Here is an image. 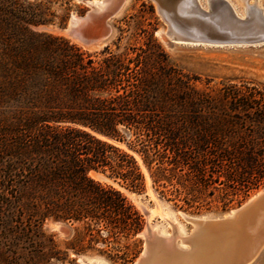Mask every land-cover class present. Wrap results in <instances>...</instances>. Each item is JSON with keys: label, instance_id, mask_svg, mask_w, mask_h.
Returning <instances> with one entry per match:
<instances>
[{"label": "trees", "instance_id": "trees-1", "mask_svg": "<svg viewBox=\"0 0 264 264\" xmlns=\"http://www.w3.org/2000/svg\"><path fill=\"white\" fill-rule=\"evenodd\" d=\"M53 2L0 0V264L63 263L142 229L125 195L90 172L142 191L143 167L167 200L197 211L227 209L264 183V89L235 87L224 113L193 88L174 99L119 56L95 65L64 38L31 37L53 22ZM47 219L73 225L62 247ZM116 250L124 261L136 244Z\"/></svg>", "mask_w": 264, "mask_h": 264}, {"label": "rangeland", "instance_id": "rangeland-1", "mask_svg": "<svg viewBox=\"0 0 264 264\" xmlns=\"http://www.w3.org/2000/svg\"><path fill=\"white\" fill-rule=\"evenodd\" d=\"M87 1L93 3L100 0H71L69 16L65 24L60 26V17L67 3L64 0H55L51 7L56 14L53 22L32 26L31 37L45 41L49 40L47 35L64 38L83 51L84 57L91 58L95 65L109 55L119 56L130 67L131 73L136 72L143 83L156 82L170 91L174 99H176L175 95L186 97V93L193 88L204 93L211 100L212 106L222 107V112L223 109L225 112L224 106H228V100L234 94L235 87L243 89L245 86H257L259 89H264V41L255 43L171 41L166 35L167 24L152 0H121L118 9L113 12L111 6L92 11L91 4ZM258 1L260 5L264 4V0ZM232 2L240 11L241 0H232ZM74 17L78 22L73 29L80 35L102 37L90 43L75 38L69 31L70 20ZM1 81L5 82L3 79H0ZM201 110L204 113L211 109ZM119 129L121 136L127 141L129 131L122 126H119ZM112 142L127 149L124 142L113 140ZM142 171L145 178V187L142 191L126 189L108 177L100 180L118 188L135 206L142 215V229L129 237L119 236L109 245L97 242L94 249L86 254L75 255L70 252L65 262L56 264H81V262L130 264L144 247V236L141 232L146 223L161 236L171 233L172 226L179 235H186L192 225L184 220L181 212L188 216L219 218L264 188L263 183L251 190L244 198L240 196L239 202L234 200L227 209H221L212 203L210 206H202L198 211L192 208L184 210L180 208L182 202L167 200V196L164 197L152 186L148 173L143 167ZM152 209L155 211L153 212ZM258 220L250 229L254 235L250 236L249 241L255 242L261 238L262 242L256 244L255 253L246 264H264V213ZM43 229L47 234H53L55 241L62 247L63 242L71 237L73 225L69 222L47 219L43 223ZM134 244H136L135 255H130L124 261L112 260L111 255L117 252L116 249L125 245L133 248ZM176 246L180 249L187 248V245L181 244L178 240Z\"/></svg>", "mask_w": 264, "mask_h": 264}, {"label": "bare ground", "instance_id": "bare-ground-1", "mask_svg": "<svg viewBox=\"0 0 264 264\" xmlns=\"http://www.w3.org/2000/svg\"><path fill=\"white\" fill-rule=\"evenodd\" d=\"M249 1L241 0L242 5L239 11L232 0H156L178 39H184L182 29L186 28L191 32V36L195 37L187 39L194 41L205 39H211L215 43H255L264 41V4H262L263 6L260 5L258 0ZM87 2L95 8H99L98 4L101 0L93 1V3L91 1ZM77 22L75 17L72 18L69 29L75 27ZM81 37L78 36V39L83 40V37ZM100 37L102 36L94 37L92 40ZM90 175L102 180L100 174L90 172ZM263 191L264 188L251 196L249 200ZM152 211L154 212L155 209H152ZM231 212L232 210L219 218L197 216H193V218L217 220L228 217ZM250 213L253 212H245L243 216L228 222L226 232H224L222 238L214 243L207 241L203 235L199 234L179 235L172 226L171 233L166 236L156 234L153 248L145 264H230L233 254L238 253L243 248L244 243L249 242L250 236L253 237L254 235L250 230H245L243 226L245 221L252 218ZM180 214L183 215L184 213L181 212ZM149 228L154 234L155 229L150 226ZM143 233L144 231L141 232L142 235ZM246 237L247 239H245ZM178 238L184 245H187L186 249H180L174 244V241ZM81 264L94 263L81 262Z\"/></svg>", "mask_w": 264, "mask_h": 264}, {"label": "water", "instance_id": "water-1", "mask_svg": "<svg viewBox=\"0 0 264 264\" xmlns=\"http://www.w3.org/2000/svg\"><path fill=\"white\" fill-rule=\"evenodd\" d=\"M152 1L156 4V9H157L158 13L160 14L162 19L167 24L166 35L168 36V38L171 41L189 40L191 38H195V37L191 36V32L189 30H187L186 28H183L182 29V35H183L182 37H184V39H178L177 34L171 28L168 20L166 19L162 10L159 8L156 0H152ZM120 3H121V0H101V2L98 4L99 8H95L93 6H91V8L93 11V10H98V9L109 8L111 6V9L113 12L116 9H118V7L120 6ZM73 28L74 27L69 29V31L75 38L78 39V36L81 37L82 35H80L78 32H76ZM82 37L81 38L83 40H81V39H78V40H80L84 43H90V42H93V41L99 39V38H97V39L92 40L94 37H98V36H82ZM187 38H189V39H187ZM190 41H194V40H190ZM202 41H209L211 43H215L211 39H205ZM100 177L102 179L107 178L102 173H100ZM251 211L253 212V213H250V214H252V218L250 220L245 221V223L243 224L245 230H250L252 228V226L254 225V223L257 222L259 217L261 215H263V213H264V191L262 193L258 194L255 198H253L251 200H249V198H248L243 204L232 209V212L226 218L217 219V220H212V219L211 220H199V219L193 218V216H188L186 214H183L182 217L184 218V220H186L187 222H189L192 225V228L188 234H191V235H193V234L198 235L199 234L201 236L203 235L207 241H209V242L211 241L212 243H214V242H217L220 238H222V235L224 234V232H226L228 222H230L231 220H234V218H238L239 216H243L245 212H251ZM146 214L148 215V213H146ZM143 231H144V233H143L144 247H143L141 253L137 256V258L130 264H145L149 254L153 248L154 239L156 238L157 233L155 232L153 234L151 232L148 223H146L142 232ZM245 239H247V237ZM260 239L261 238H259L255 242L249 241L250 240L249 239L248 240L249 242H246V244L244 243L243 248H241V250L238 251V253H236L235 255L233 254V257L231 259L230 264H246L254 255V253H255L254 249L256 248V244H258ZM177 240L181 244L184 245V243H182L179 238L174 241L175 245H176ZM261 242H262V240L259 242V244H261Z\"/></svg>", "mask_w": 264, "mask_h": 264}]
</instances>
